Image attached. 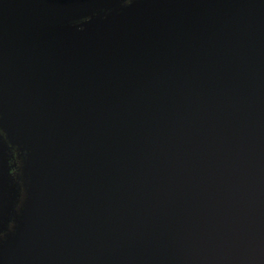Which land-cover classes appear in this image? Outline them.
I'll return each instance as SVG.
<instances>
[{
	"label": "water",
	"instance_id": "1",
	"mask_svg": "<svg viewBox=\"0 0 264 264\" xmlns=\"http://www.w3.org/2000/svg\"><path fill=\"white\" fill-rule=\"evenodd\" d=\"M0 264H264V0H0Z\"/></svg>",
	"mask_w": 264,
	"mask_h": 264
}]
</instances>
